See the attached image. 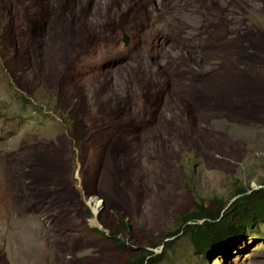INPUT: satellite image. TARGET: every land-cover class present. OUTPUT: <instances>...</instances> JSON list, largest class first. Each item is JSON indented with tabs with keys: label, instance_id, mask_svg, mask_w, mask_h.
<instances>
[{
	"label": "rangeland",
	"instance_id": "rangeland-1",
	"mask_svg": "<svg viewBox=\"0 0 264 264\" xmlns=\"http://www.w3.org/2000/svg\"><path fill=\"white\" fill-rule=\"evenodd\" d=\"M263 181L264 0H0V264L158 254ZM252 230L160 264H264Z\"/></svg>",
	"mask_w": 264,
	"mask_h": 264
},
{
	"label": "trees",
	"instance_id": "trees-1",
	"mask_svg": "<svg viewBox=\"0 0 264 264\" xmlns=\"http://www.w3.org/2000/svg\"><path fill=\"white\" fill-rule=\"evenodd\" d=\"M261 186L257 190H252L248 186L239 188L233 194L235 198L233 201H215L214 211L209 206L196 207L194 211L183 217V223L178 230L166 234L165 240L173 239L162 242L158 254L144 248L136 255H127L122 264H160L165 259L166 252L174 245L179 233L188 238L195 254L207 255L211 248L217 250L245 233L253 232L252 227L255 222L264 224V181ZM93 223L96 224L94 219ZM122 224L127 227L124 222ZM117 235V231L111 233L116 247L126 248L128 245ZM154 247L156 245L150 246V248Z\"/></svg>",
	"mask_w": 264,
	"mask_h": 264
},
{
	"label": "bare ground",
	"instance_id": "bare-ground-1",
	"mask_svg": "<svg viewBox=\"0 0 264 264\" xmlns=\"http://www.w3.org/2000/svg\"><path fill=\"white\" fill-rule=\"evenodd\" d=\"M95 222H96V225H98V223H97V221L95 220Z\"/></svg>",
	"mask_w": 264,
	"mask_h": 264
},
{
	"label": "water",
	"instance_id": "water-1",
	"mask_svg": "<svg viewBox=\"0 0 264 264\" xmlns=\"http://www.w3.org/2000/svg\"><path fill=\"white\" fill-rule=\"evenodd\" d=\"M233 201V200H232ZM231 202V201H230ZM229 204V203H228ZM94 220H96V219H94Z\"/></svg>",
	"mask_w": 264,
	"mask_h": 264
}]
</instances>
